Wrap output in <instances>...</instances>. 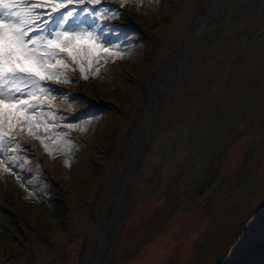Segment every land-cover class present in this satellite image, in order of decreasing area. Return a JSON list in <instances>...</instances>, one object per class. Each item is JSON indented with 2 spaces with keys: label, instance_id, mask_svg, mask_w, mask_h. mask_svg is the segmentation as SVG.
<instances>
[{
  "label": "rangeland",
  "instance_id": "rangeland-1",
  "mask_svg": "<svg viewBox=\"0 0 264 264\" xmlns=\"http://www.w3.org/2000/svg\"><path fill=\"white\" fill-rule=\"evenodd\" d=\"M112 1L105 46L120 55L42 108L71 151L50 156L32 138L30 164L0 171V264H88L100 233L110 249L98 264H264V0ZM206 8L209 30L149 111L133 180L134 122ZM127 186L108 236L112 197Z\"/></svg>",
  "mask_w": 264,
  "mask_h": 264
},
{
  "label": "snow or ice",
  "instance_id": "snow-or-ice-1",
  "mask_svg": "<svg viewBox=\"0 0 264 264\" xmlns=\"http://www.w3.org/2000/svg\"><path fill=\"white\" fill-rule=\"evenodd\" d=\"M101 2L0 0V171L11 172L8 163L20 160L9 153L21 149L16 141L25 133L39 140L50 156L71 151L73 141L65 139L68 134L55 132L57 124L50 123L56 119L55 112L42 111L43 105L51 106L56 99L46 83H69V70L77 68L87 80L90 71L99 72L102 60L120 55L105 46L97 31L101 25L95 23L116 18L118 13L106 15L107 8L93 12L87 7L78 12L74 7ZM119 2L123 7L128 0Z\"/></svg>",
  "mask_w": 264,
  "mask_h": 264
},
{
  "label": "water",
  "instance_id": "water-1",
  "mask_svg": "<svg viewBox=\"0 0 264 264\" xmlns=\"http://www.w3.org/2000/svg\"><path fill=\"white\" fill-rule=\"evenodd\" d=\"M212 12H211V10H209L208 8H206V11L202 14V15H200L198 18H197V20L194 22V25H193V30H192V36H189V37H187V40L185 41V42H183L176 50H175V52H174V54L172 55V57H170L168 60H167V62H166V64L167 63H169L170 64V62H171V60L173 59L174 60V58L175 57H177V60L176 61H174V62H172V64H171V66H173V68H172V70L171 71H169V73H166L167 72V70H168V68H166V65H165V68H163L162 69V71L160 72V81L162 80V78L163 77H165L167 74V76H168V81L167 82H165V83H163V84H160V92H158V93H156V92H154V94H153V98H152V101L154 102V103H152L151 104V107H155L156 106V102L158 101V99L160 98V95H161V93H162V89H164V91H168V90H170L171 89V87H172V85H173V83H174V81H175V79L178 77V75L180 74V72H181V70H182V65H181V68H180V71L178 72V70H177V68H178V66H179V64H180V62H182L183 63V61H185V60H187V58H188V55H189V53H190V51H191V49H192V45H193V39L195 38V37H197V36H200V34H202L204 31H207V29L209 30V28H207V26L206 25H200V21H201V19L202 18H204V17H208L209 16V14H211ZM204 15V16H203ZM195 40V39H194ZM181 54V55H180ZM178 55H180V56H178ZM153 82H155L156 84H157V78H155L154 80H153ZM152 89H153V87H152ZM146 103V102H145ZM145 103H144V105H145ZM143 108H144V106H143ZM143 108H142V110H143ZM142 110L140 111V114H141V112H142ZM140 114H139V117L137 118V120H135V122H134V125H137V123H138V120H139V118H140ZM151 119L152 118H150L149 119V122H148V124L150 123V125H149V130H148V133H147V139H146V141H144V143H143V149L139 152V154H138V157H139V163L136 161L137 159H135V156H133L134 157V161H135V170H134V172H133V180H134V178H136L137 177V175H138V171H139V169H140V166L143 164V161H144V159H145V154L147 153V151L149 150V143H150V138H149V135H150V133H152V131H153V127H152V122H151ZM135 128H136V126H135ZM137 162V163H136ZM129 167L130 166H128V168L127 169H129ZM133 184V182H131V185ZM132 189H133V186H132ZM117 192V191H116ZM116 192H114V195H113V197H112V200L113 201H111V208H110V211L108 212V215H107V224H106V230H107V233H106V235L108 234V236L110 235V233H111V229L113 228L112 227V220H111V218H112V216H113V214H114V211H115V207L114 206H116V204H117V202H116ZM134 192V191H133ZM136 195H135V200H133V202H132V205H130V209H128L129 211H131V207L132 208H134V206H135V201H136ZM133 210V209H132ZM126 217V216H125ZM120 223L121 224H123V222L122 221H120ZM109 227H111V229H109ZM122 227H123V225H122ZM102 235H103V237H104V234H101L100 233V237H102ZM100 237H99V239H100ZM109 239L110 238H108V241H109ZM102 248V246L101 247H99V248H95V250H94V252H93V255L90 257V260H89V263L88 264H93V261L96 259V258H98L99 256H100V254H99V252H100V249ZM105 249V251L107 250V249H110L109 248V244H107V246L104 248Z\"/></svg>",
  "mask_w": 264,
  "mask_h": 264
},
{
  "label": "bare ground",
  "instance_id": "bare-ground-1",
  "mask_svg": "<svg viewBox=\"0 0 264 264\" xmlns=\"http://www.w3.org/2000/svg\"><path fill=\"white\" fill-rule=\"evenodd\" d=\"M173 31H174V29L171 30V32H173ZM174 61L175 60L172 59L170 64L172 62H174ZM170 64L167 63L166 64V68L170 67L171 66ZM181 65H182V62H180L179 66L177 68L178 72L180 71ZM135 80L139 81V80H141V77H137V78L135 77ZM163 91H164V89H162V92ZM152 103H154V102L151 101V102H146L145 103L144 108H143V110H142V112L140 114V118L138 120V123L136 125V128H135V130L133 132L134 134H133V137L131 139L132 142H131L130 151H131V154L133 156H135V159L138 158L139 152L143 149V143L147 139V133H148V130H149V125H150V123L148 124V122H149V119L151 118V115H150L149 111L152 108L151 107ZM130 189L132 190V187H130V186L122 188L121 192H119L120 193L119 196L116 197V199L118 198L116 201L119 202L129 192L132 193ZM109 229H111V227H109ZM100 244L102 246V248L100 249V252H99V254L101 256L103 254L108 253L107 252L108 249L106 251L104 249L107 246V244H108V239H107L106 236H104V237L102 236L101 237ZM99 257L96 258L93 261V264H98L99 263L98 261L102 259V258H99Z\"/></svg>",
  "mask_w": 264,
  "mask_h": 264
},
{
  "label": "trees",
  "instance_id": "trees-1",
  "mask_svg": "<svg viewBox=\"0 0 264 264\" xmlns=\"http://www.w3.org/2000/svg\"><path fill=\"white\" fill-rule=\"evenodd\" d=\"M119 11V10H118ZM120 13V12H119ZM119 13H118V16H119Z\"/></svg>",
  "mask_w": 264,
  "mask_h": 264
}]
</instances>
